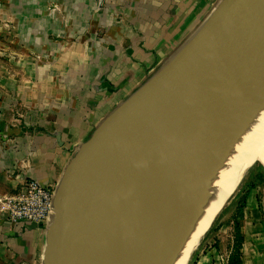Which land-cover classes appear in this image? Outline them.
<instances>
[{
	"label": "crops",
	"instance_id": "0c3cea01",
	"mask_svg": "<svg viewBox=\"0 0 264 264\" xmlns=\"http://www.w3.org/2000/svg\"><path fill=\"white\" fill-rule=\"evenodd\" d=\"M219 1L0 0V60L10 64L0 72V196L28 178L56 188L78 146ZM248 196L236 218L241 264H264V219ZM11 230L20 236L3 250L17 264H41L42 227ZM232 250L207 245L189 264H229Z\"/></svg>",
	"mask_w": 264,
	"mask_h": 264
},
{
	"label": "water",
	"instance_id": "95a60500",
	"mask_svg": "<svg viewBox=\"0 0 264 264\" xmlns=\"http://www.w3.org/2000/svg\"><path fill=\"white\" fill-rule=\"evenodd\" d=\"M263 84L264 0H220L69 159L54 188L41 264H91L104 217L128 189L151 182L162 189L134 191L136 200L163 196L224 139Z\"/></svg>",
	"mask_w": 264,
	"mask_h": 264
},
{
	"label": "bare ground",
	"instance_id": "6f19581e",
	"mask_svg": "<svg viewBox=\"0 0 264 264\" xmlns=\"http://www.w3.org/2000/svg\"><path fill=\"white\" fill-rule=\"evenodd\" d=\"M254 159L264 165V84L240 120L226 129L224 139L196 167L168 182L163 196L136 200L140 194L134 191L162 189L151 182L128 189L104 217L91 264H186L241 170ZM165 201L170 205L155 215ZM144 228L148 231L138 233Z\"/></svg>",
	"mask_w": 264,
	"mask_h": 264
},
{
	"label": "rangeland",
	"instance_id": "374dc122",
	"mask_svg": "<svg viewBox=\"0 0 264 264\" xmlns=\"http://www.w3.org/2000/svg\"><path fill=\"white\" fill-rule=\"evenodd\" d=\"M9 68L10 64L7 61L0 60V72H7ZM250 194L256 196L264 219V166L258 159H254L247 167L241 170L239 182L236 184L235 189L231 192L211 224H209L208 229L198 239L189 254L186 264L192 262L199 251L207 245H232L234 250L238 242L236 237V218L246 210V201ZM1 219L3 220L2 217ZM0 227V264H17L16 256L10 252H5L3 246L7 244L6 238H14L20 235L12 233V227L8 230V226L3 223ZM39 227H42L45 233L46 226L40 225Z\"/></svg>",
	"mask_w": 264,
	"mask_h": 264
},
{
	"label": "built area",
	"instance_id": "2783aa9c",
	"mask_svg": "<svg viewBox=\"0 0 264 264\" xmlns=\"http://www.w3.org/2000/svg\"><path fill=\"white\" fill-rule=\"evenodd\" d=\"M53 192L52 186L28 178L15 193L0 196V215L13 231L46 225L52 210ZM32 223L36 227H32Z\"/></svg>",
	"mask_w": 264,
	"mask_h": 264
},
{
	"label": "trees",
	"instance_id": "16d2710c",
	"mask_svg": "<svg viewBox=\"0 0 264 264\" xmlns=\"http://www.w3.org/2000/svg\"><path fill=\"white\" fill-rule=\"evenodd\" d=\"M237 229H236V237L238 239V242H237L232 254L229 256V264H241V262H242L241 258H240V251H239L241 241H242V236L240 235V233L238 232Z\"/></svg>",
	"mask_w": 264,
	"mask_h": 264
}]
</instances>
